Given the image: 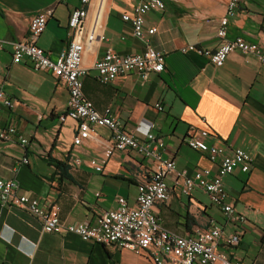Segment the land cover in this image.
Returning <instances> with one entry per match:
<instances>
[{"label":"crops","instance_id":"0c3cea01","mask_svg":"<svg viewBox=\"0 0 264 264\" xmlns=\"http://www.w3.org/2000/svg\"><path fill=\"white\" fill-rule=\"evenodd\" d=\"M138 1H103L104 41L83 52L82 64L88 73L82 92L97 110L110 106L122 126L138 138L147 130L161 136L165 142L162 158H173L176 169L187 174L199 168H209L212 174L217 166L205 153L185 144L190 127L194 131L206 128V142L227 152L234 148L247 151L252 157L248 172L235 169L223 178L226 201L246 217L243 233L237 245L220 242L216 249L246 264H264V62L251 53L234 51L221 66H215L198 51L183 53L181 47L188 44L201 50L218 45L216 30L228 0H164L163 10L145 15L146 24L156 28L151 45L165 54L163 71L150 73L145 80L131 72L102 84L92 65L106 47L120 54L142 50L129 24L121 19ZM98 2L91 0L89 26ZM78 4V0H0V39L4 40L0 88L13 100L12 108L0 113V125L13 119L28 139L24 145L0 140V178L15 180L18 192L31 194L40 204L58 205V218L66 224L91 221L116 208L117 196L133 206L137 183L147 179L155 167L153 160L134 150H115L103 169L96 171L88 157L100 158L112 142L110 130L95 127V133L75 147L76 122L59 119L66 110V86L49 72L34 70L26 60L12 61L10 42L24 39L31 18L48 8L52 14L36 43L55 58L67 45L69 13ZM237 35L264 48V0H241L228 15L226 37ZM72 150L81 159L79 164L74 163ZM52 159L67 163V177L55 173ZM167 186L169 199L154 208L163 228L185 235L217 223L225 234L234 231L202 189L196 187L183 195L172 180L168 179ZM0 264L153 262L145 253L129 248L83 241L74 234H48L23 209L0 206Z\"/></svg>","mask_w":264,"mask_h":264},{"label":"built area","instance_id":"2783aa9c","mask_svg":"<svg viewBox=\"0 0 264 264\" xmlns=\"http://www.w3.org/2000/svg\"><path fill=\"white\" fill-rule=\"evenodd\" d=\"M68 17L67 34L69 40L55 58L37 45V39L43 32L51 9L37 12L29 22L27 36L24 39L12 41L11 56L14 63L26 60L37 71H47L67 89L68 98L66 110L59 116L63 121L71 118L76 122L73 145L77 147L85 139L90 138L95 127H106L111 132V144L105 147L100 158L88 157V163L101 171L108 158L115 150H134L145 158L153 160L154 170L149 177L137 183L135 204L128 206L123 196H117V207L97 215L93 220H85L79 224H66L59 220V206L40 204L38 199L27 192H18V184L13 179L0 178V206L18 207L35 217L41 230L48 234L77 235L81 240L98 243L115 248H129L134 252H142L153 264H246L239 258H232L216 247L222 242L226 246L237 245L243 233L242 225L246 217L235 206L226 201L224 176L238 169L247 173L252 161L251 155L242 148L225 151L222 147L209 144L205 138L208 130L201 128L194 131L190 127L184 137L185 144L196 151L203 152L211 162H217L216 169L211 174L209 168H199L191 174L185 170H177L173 158H162L165 142L159 135L150 130L138 138L134 131L126 130L110 106L102 111L97 110L92 102L82 92L83 78L88 68L82 64L83 52L95 43L104 41L103 34V4L99 0L93 21L89 26L87 19L91 0H78ZM241 0H228L224 15L219 20L216 35L218 45L213 49H199L195 44L181 47L183 53L198 51L205 55L209 62L221 66L227 56L239 51L251 53L264 62V48L254 42H249L237 35L228 39V15L235 12ZM164 0H139L131 12L121 14V19L128 23L133 38L143 45L140 52L120 54L111 47H106L103 54L97 57L92 65L96 71V79L102 84L113 82L120 75L135 72L145 80L150 73H159L164 69L165 54L153 47L151 36L156 28L146 24L145 15L151 10H163ZM123 38V36H121ZM4 40L0 39V47ZM12 98L0 88V113L3 109H11ZM161 110L159 103L155 104ZM202 122L205 120L202 118ZM0 140H17L24 145L28 139L18 130L15 120L10 119L0 125ZM75 164L81 159L75 150L70 152ZM22 161L27 163V159ZM168 179L177 185L180 193L188 195L194 188H200L208 195L210 201L224 213L225 219L234 227V231L225 234L221 225L212 223L206 228H197L192 233L178 235L163 228L154 210L156 204L169 199Z\"/></svg>","mask_w":264,"mask_h":264},{"label":"trees","instance_id":"16d2710c","mask_svg":"<svg viewBox=\"0 0 264 264\" xmlns=\"http://www.w3.org/2000/svg\"><path fill=\"white\" fill-rule=\"evenodd\" d=\"M50 162L54 165L55 173L58 174L60 177H67L68 173V165L65 162H61L55 159L50 160Z\"/></svg>","mask_w":264,"mask_h":264}]
</instances>
